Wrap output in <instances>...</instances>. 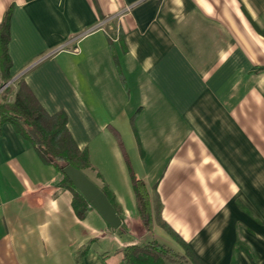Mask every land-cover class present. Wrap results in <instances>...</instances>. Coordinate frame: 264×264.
<instances>
[{
	"label": "crops",
	"instance_id": "crops-1",
	"mask_svg": "<svg viewBox=\"0 0 264 264\" xmlns=\"http://www.w3.org/2000/svg\"><path fill=\"white\" fill-rule=\"evenodd\" d=\"M10 9L8 102L23 81L67 115L127 233L91 206L78 219L62 173L5 123L0 264H78L87 246L81 264H121L156 239L130 167L204 264H264V0H0V24Z\"/></svg>",
	"mask_w": 264,
	"mask_h": 264
},
{
	"label": "trees",
	"instance_id": "trees-1",
	"mask_svg": "<svg viewBox=\"0 0 264 264\" xmlns=\"http://www.w3.org/2000/svg\"><path fill=\"white\" fill-rule=\"evenodd\" d=\"M11 15L12 11L10 9L4 21L0 24V75L5 81L11 80L12 60L8 49L11 38ZM3 87L4 85H0V90ZM17 87L15 100L12 103L8 102L7 98L13 92V89L7 88L6 93H3L4 102H0V125L11 123L16 132L36 149L42 161L53 166L63 176V168L67 165H71L83 173L91 169L93 166L88 151L81 150L78 147L68 130L67 115L64 112L49 115L23 81H20ZM118 142L125 155L123 144L119 138ZM130 174L142 221L149 226L156 222L181 246L183 255L153 239L144 245L127 247L121 264H180L178 258L181 261L183 259L186 263L204 264L188 245L162 221V206L158 195L154 193L153 196H150L145 184L135 176L131 167ZM61 187L72 193L74 212L78 219L85 220L90 210V204L66 176H64ZM102 191L120 216L122 220L121 229L124 230L126 227L123 224L122 213L113 194L107 189H102ZM88 250L89 246L79 253L78 264L82 263V259Z\"/></svg>",
	"mask_w": 264,
	"mask_h": 264
},
{
	"label": "water",
	"instance_id": "water-1",
	"mask_svg": "<svg viewBox=\"0 0 264 264\" xmlns=\"http://www.w3.org/2000/svg\"><path fill=\"white\" fill-rule=\"evenodd\" d=\"M63 174L77 191L82 194L90 206L102 216L112 230L117 231L121 229L122 220L101 188L82 171L71 165L63 168Z\"/></svg>",
	"mask_w": 264,
	"mask_h": 264
},
{
	"label": "rangeland",
	"instance_id": "rangeland-1",
	"mask_svg": "<svg viewBox=\"0 0 264 264\" xmlns=\"http://www.w3.org/2000/svg\"><path fill=\"white\" fill-rule=\"evenodd\" d=\"M12 88H14V87H11V89ZM7 90V87H3L0 91L2 92V94L5 92ZM6 93V92H5ZM0 102H4V100L2 101V100H0ZM129 172H130V169H129ZM130 177H131V174H130ZM152 195H154L153 193H152ZM141 221H142V219H141ZM142 225H141V227L144 229V231L145 232H148V233H150V234H152V232H153V237H155L159 242H161V243H169L168 242V240L170 239V237H171V235H169L168 233H166L160 226L159 227H155L154 228V231H153V225H154V222L149 226V225H147V223H144L143 221H142V223H141ZM126 227V226H125ZM142 228L141 229H139V231H138V234H139V236L141 235V233H142ZM120 232L121 233H127V228H125L124 230H120ZM143 238V237H142ZM148 242H146V244H147ZM133 246V245H132ZM111 248H109V249H113L114 248V246L113 245H111L110 246ZM180 255H181V253H179ZM188 260V259H187ZM178 262L180 263V264H191L190 262H187L186 263V261H184L183 259H182V261L180 260V258H178Z\"/></svg>",
	"mask_w": 264,
	"mask_h": 264
}]
</instances>
